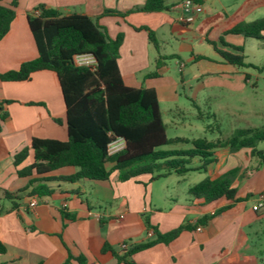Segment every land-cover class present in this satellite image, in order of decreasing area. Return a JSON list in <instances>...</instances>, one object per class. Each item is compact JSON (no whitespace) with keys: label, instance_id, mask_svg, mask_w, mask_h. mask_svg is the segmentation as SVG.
<instances>
[{"label":"crops","instance_id":"obj_1","mask_svg":"<svg viewBox=\"0 0 264 264\" xmlns=\"http://www.w3.org/2000/svg\"><path fill=\"white\" fill-rule=\"evenodd\" d=\"M12 1L1 3L9 6ZM17 1L15 19L0 40V72L18 69L22 62L38 56L28 14L45 5L66 15L81 13L97 19L111 38L122 34L119 65L125 83L136 88H154L160 107L164 100L177 104L180 87L190 81L184 74L178 79L167 62L159 77L148 78L160 56H175L174 68L181 73L186 72L188 61L194 63L197 72H193L192 79L205 77V87L221 83L234 92L246 90L249 74L224 61L211 42H219L223 36L227 43L244 48L243 35L224 32L239 21L264 16V0H203V12L191 23L178 21L180 11L175 5L181 0H164L166 8L161 11L126 15L122 13L144 5L146 0ZM141 26L155 32L159 49L149 39L147 30L137 29ZM218 76L225 79H216ZM0 103H3L0 113L7 114L0 129V242L5 248L0 252V264H63L68 256L65 244L73 253H83L92 264H116L110 251L102 252L106 243L119 252L154 239V227L166 233L181 225L189 227L167 244L159 243L136 252L132 264H264V207L256 209L260 195H264V162L261 159L252 165L256 156L251 155L249 148L237 151L217 148V162L209 166L208 172L192 170L204 171L207 176L239 169L232 186L238 189V195L250 193L251 197L217 214L229 203L227 200L204 203L189 193L206 176L189 184L183 196L174 191L172 176L184 179L192 171L155 180L141 175L122 181L117 171L106 181L54 180L48 184L52 188L50 194L31 196V189H26L29 177H19L17 169L30 164L32 157L16 167L14 155L30 147L33 137L68 139L67 111L58 76L54 71L43 70L33 73L27 81L0 79ZM167 135L184 139L175 143L190 144L168 150L192 149L191 141L200 138L169 136L168 128ZM200 164L195 157L190 166ZM77 170L70 167L53 174ZM156 187L161 191L158 197ZM24 189L19 199L4 197V191L16 193ZM33 200L36 204L31 206ZM63 212L73 214L75 219H65ZM205 215L211 217L199 224L198 220Z\"/></svg>","mask_w":264,"mask_h":264},{"label":"trees","instance_id":"obj_2","mask_svg":"<svg viewBox=\"0 0 264 264\" xmlns=\"http://www.w3.org/2000/svg\"><path fill=\"white\" fill-rule=\"evenodd\" d=\"M0 0V40L9 32L16 16L18 1L9 6ZM202 3L203 0H195ZM166 8L164 0H146L142 6H136L122 15L131 12H155ZM108 13L113 11L107 10ZM29 28L34 37L38 56L21 63L18 69L0 72L2 81H27L38 71H54L62 89L67 111L68 139L33 137L30 147H25L14 155V165L20 166L30 155V164L17 169L19 177L28 178L26 189L29 195L44 196L52 192L48 185L51 181L75 182L82 179L106 181L117 171L122 181L149 176L150 180L166 177L172 173L183 174L192 170L209 171V166L217 162L215 150L228 147L231 151L249 148L252 156L260 157L264 162V149L259 143L264 141V128L251 127L237 129L226 139L209 140L207 137L193 139V148L189 150H168L163 147L182 138H169L167 124L164 121L158 96L154 88H136L128 86L123 78L120 65V46L123 35L111 38L97 19L81 14H63L55 8L40 5L28 14ZM137 29L148 31L149 39L159 49L155 32L148 26ZM241 34L245 38L264 41V16L253 21H239L227 29L224 34ZM211 42V41H210ZM219 56L236 67L253 66L246 63L243 46L229 44L221 36L219 42H211ZM221 44V45H219ZM78 56H91L90 64H78ZM175 56H160L148 78L160 76V69L167 59ZM248 78V76H246ZM10 103V100H6ZM3 110V103H0ZM6 112L0 113L1 122ZM60 122L59 119H55ZM122 138L125 146L110 154L109 145ZM198 157L201 164L190 166L191 160ZM77 168L70 174L54 175L65 168ZM239 169L234 168L222 174H208L193 185L189 193L204 203L225 199L229 203L217 213L227 210L238 201L251 197L238 195V189L232 182ZM16 193L4 191V197L19 199L25 190ZM16 205V203H14ZM65 219H75L73 214L63 212ZM210 215H205L198 223H206ZM149 224V219L146 218ZM188 225H181L172 231L161 233L154 227V239L133 244L122 251H116L105 244L102 252H111L116 264H132L136 252L159 243H169ZM65 244V242H64ZM68 250L63 264H92L83 253ZM5 248L0 242V252Z\"/></svg>","mask_w":264,"mask_h":264},{"label":"rangeland","instance_id":"obj_3","mask_svg":"<svg viewBox=\"0 0 264 264\" xmlns=\"http://www.w3.org/2000/svg\"><path fill=\"white\" fill-rule=\"evenodd\" d=\"M244 46L245 61L263 68L241 67L242 71L249 74L247 88L242 92L231 91L223 84L220 85L221 83L205 87V77L200 80L192 79L197 67L187 58H185L188 61L185 73L175 70L173 58L166 61L170 67L173 66L172 73L178 79L184 74L190 80L187 85L180 87L177 104L165 100L161 102L164 119L168 123L169 136L182 135L190 138L202 136L216 141L230 137L237 129L264 128V41L246 38ZM218 78L225 79L223 76L216 77ZM176 106L181 113H177ZM189 145V143H174L163 148L179 149ZM258 147L264 149V141L260 142ZM258 160L261 158L255 157L252 165ZM206 174L204 171H192L186 174L184 179L174 175L170 181L176 187L174 191L183 196L187 193L185 188L189 184L198 182ZM178 180L180 182H177ZM155 195L157 197L161 195L158 187Z\"/></svg>","mask_w":264,"mask_h":264},{"label":"built area","instance_id":"obj_4","mask_svg":"<svg viewBox=\"0 0 264 264\" xmlns=\"http://www.w3.org/2000/svg\"><path fill=\"white\" fill-rule=\"evenodd\" d=\"M175 8H177L180 13L178 15V21L182 23H191L195 20L196 16L201 14L204 10L203 4L200 2H197L195 0H181L175 5ZM76 62L78 64H90L93 62V58L91 56H78L76 58ZM125 146V141L122 138H119L109 145V153L113 154ZM31 206H34L36 204V201L33 200L31 203ZM264 207V195H260L256 209ZM153 231L149 232V235H152Z\"/></svg>","mask_w":264,"mask_h":264}]
</instances>
